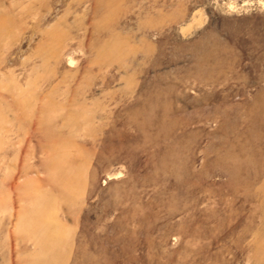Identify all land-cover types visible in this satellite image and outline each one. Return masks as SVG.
I'll return each instance as SVG.
<instances>
[{
	"label": "rangeland",
	"instance_id": "rangeland-1",
	"mask_svg": "<svg viewBox=\"0 0 264 264\" xmlns=\"http://www.w3.org/2000/svg\"><path fill=\"white\" fill-rule=\"evenodd\" d=\"M0 264H264V0H0Z\"/></svg>",
	"mask_w": 264,
	"mask_h": 264
}]
</instances>
